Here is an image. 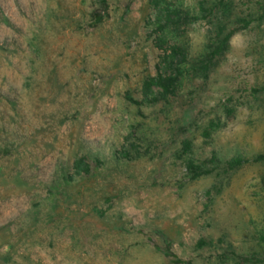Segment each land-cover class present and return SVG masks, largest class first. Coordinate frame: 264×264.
Here are the masks:
<instances>
[{
    "label": "rangeland",
    "instance_id": "rangeland-1",
    "mask_svg": "<svg viewBox=\"0 0 264 264\" xmlns=\"http://www.w3.org/2000/svg\"><path fill=\"white\" fill-rule=\"evenodd\" d=\"M160 1L199 19L165 34L177 95L137 106L156 0H0V264H264V0Z\"/></svg>",
    "mask_w": 264,
    "mask_h": 264
},
{
    "label": "trees",
    "instance_id": "trees-1",
    "mask_svg": "<svg viewBox=\"0 0 264 264\" xmlns=\"http://www.w3.org/2000/svg\"><path fill=\"white\" fill-rule=\"evenodd\" d=\"M155 7V18L152 21V24L154 25L153 31L158 34L159 42L156 44H158L161 48H163V46H166V48L162 49L163 54L156 63L155 75L148 76L143 80L142 98H135L130 92H126L125 100L137 106L157 104L161 102L169 103L171 99L177 95L182 81L184 70L182 63L186 56V49L178 43L169 44L165 38V34L168 30L177 27L183 21V19H185L186 22H192L199 19V17L196 15H188L185 18L182 13H177V11H173L165 4H161L160 0H156ZM201 8L203 10L206 9L202 4ZM225 29L226 28L222 27L221 31L218 33L220 42L217 43L215 49L212 51L209 50L203 55L207 60L206 62H211L213 58H215L217 55H220L234 35V31H228L227 33H224ZM205 69H208L207 65L205 66ZM132 135L133 134L130 133L129 136L126 137L127 142H129ZM130 146L133 147V150L138 152L136 149V143L131 141ZM190 146V141H184L185 149L189 148ZM122 158L130 161L133 159V155L131 154L130 150L125 149ZM263 159L264 155H260L255 158V160ZM211 160L216 161L217 158L212 157ZM248 161V158L237 156L229 160L227 163L230 167H237ZM102 165L103 162L100 159H89L88 156L83 155L75 160L73 168L75 169L76 174L87 176L92 172L95 166L100 167ZM186 168L191 178L197 179L203 175L211 173L215 167L204 168L201 164L196 163L193 159H189L186 163ZM68 177L70 178L69 180H72L71 176Z\"/></svg>",
    "mask_w": 264,
    "mask_h": 264
}]
</instances>
